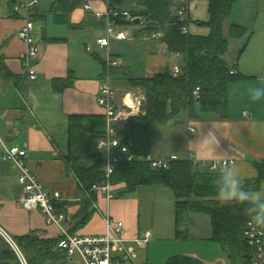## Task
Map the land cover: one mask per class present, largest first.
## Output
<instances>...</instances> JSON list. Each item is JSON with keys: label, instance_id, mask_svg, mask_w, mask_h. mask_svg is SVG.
I'll list each match as a JSON object with an SVG mask.
<instances>
[{"label": "crops", "instance_id": "obj_1", "mask_svg": "<svg viewBox=\"0 0 264 264\" xmlns=\"http://www.w3.org/2000/svg\"><path fill=\"white\" fill-rule=\"evenodd\" d=\"M25 1L34 2V5L30 9L24 8ZM210 1L190 0L188 17L192 22L187 27L189 34H210V29L200 24L209 20ZM251 1L254 0L235 3L230 17L224 22L225 34L230 25L247 29L243 38L230 41L225 58L231 64L237 62V71L250 78L230 83L226 117L208 113L190 120L184 114L178 121L156 129L152 154L157 158L169 154L186 158L192 154L200 164L233 160V164L241 169L244 186L259 189L264 183L250 187L247 184L258 177L254 162L264 160V97L252 101L249 89L264 87V10L251 9ZM15 7H18L17 11ZM110 10V0H0V56L5 74L0 78V137L7 147L26 150L27 166L45 189L63 195L66 211L75 218L70 228L72 233L103 235L106 232L105 217L109 215L124 223L123 238L126 245L132 247L139 235L151 230H144L141 224L142 198L148 202L149 192L160 194L164 189L143 186L129 193L123 186H118L111 200L105 195H97L95 214L84 227L74 230L85 192L66 162L68 118L73 114L104 115L97 98L106 77L117 90V104L126 108L124 103L132 104L133 95L139 92L132 88L129 77L150 78L165 69L182 68L185 60L182 55L169 53L159 37H136L135 33L130 36L124 27L118 26L114 27L115 33L125 32L128 38L118 40L112 35L109 46L101 47L98 41L108 38ZM97 14L103 15L102 18ZM27 19L35 23L34 37L39 46V54L29 62L37 74L34 81L28 79L21 61L26 44L17 37ZM109 58L117 60L118 66L109 68ZM55 80H67L66 86L57 87ZM3 155L4 147L0 143V227L16 244L17 238L25 236L45 241L59 239L58 228L48 225L41 212L23 209L19 169L14 163L5 161ZM205 216L209 215L187 216L184 228L188 236L196 230H191L188 225L195 221L200 224ZM173 222L176 236L175 219ZM152 229L160 235L159 227ZM197 232L201 229L197 228ZM211 236L210 228L199 240L209 244ZM155 242L151 241L146 248L149 253L155 248ZM208 248L213 251L216 247ZM222 254L224 257L218 251L214 256L188 252L185 255L203 264H229ZM68 259L69 264H83L78 259Z\"/></svg>", "mask_w": 264, "mask_h": 264}, {"label": "trees", "instance_id": "obj_2", "mask_svg": "<svg viewBox=\"0 0 264 264\" xmlns=\"http://www.w3.org/2000/svg\"><path fill=\"white\" fill-rule=\"evenodd\" d=\"M239 1L242 0H211L209 20L200 22L210 29V34L197 36L183 32L190 18L181 19L178 15L179 0H110L112 10L118 7L140 19V23H136L125 17H111L114 26L140 27L135 32L136 37L160 34L159 39L167 46L169 53L184 56L185 64L177 77L173 76L171 69H165L150 78L129 77L132 88L145 92L144 113L129 118L119 137L122 146L132 143L128 148L129 155H135L137 159L120 163L109 181L113 191L123 186L129 193L143 186L169 187L175 197L177 238H184L187 233L183 228L189 214L209 215L211 240L220 245L229 264H251L253 248L244 234L248 222L242 207L221 206L217 202L212 184L213 173L209 166L181 158L165 170L154 169L143 160L152 153L156 127L178 121L184 114L190 120H197L201 114L208 113L226 117L230 83L250 79L237 71V62L231 64L225 58L230 41L247 34V29L239 25H230L227 34L224 32V22L230 17L234 4ZM2 63L3 58L0 56V78L5 76ZM67 80H55V84L57 87L61 84L66 86L64 82ZM68 135L69 153L66 162L79 183L85 190L104 183L107 180L104 171L106 156L95 154L93 147L96 141L106 135L105 116L70 115ZM254 167L258 177L247 187L264 183V160L254 162ZM96 200V194L85 196L74 230L90 221L96 211ZM16 241L29 264H69L66 251L58 247L59 239L45 241L25 236ZM0 264H20L12 247L1 235ZM166 264L203 263L193 257L179 255L169 258Z\"/></svg>", "mask_w": 264, "mask_h": 264}, {"label": "built area", "instance_id": "obj_3", "mask_svg": "<svg viewBox=\"0 0 264 264\" xmlns=\"http://www.w3.org/2000/svg\"><path fill=\"white\" fill-rule=\"evenodd\" d=\"M190 0H179L178 15L181 19L188 18ZM34 2L25 1L22 6L30 9ZM89 9V6H85ZM18 10V7H15ZM99 18L103 15L97 14ZM108 38L98 41L101 47L109 46L110 36H114L118 40H125L128 38L125 32L115 33L114 21L111 17H125L128 21H135L136 17L128 11L120 10L118 7L110 10L108 15ZM35 23L31 19L25 20L23 26L19 29L17 37L26 44V51L21 57L22 65L27 71L28 79L34 81L37 79L36 71L30 66L29 62L39 54V46L34 37ZM184 33L187 28L183 29ZM153 37H160L156 34ZM107 66L109 68L118 66V61L115 59H108ZM182 69L176 67L173 70V76L177 77L181 74ZM117 90L112 85L109 77L103 79L99 88L97 98L98 105L103 109L106 118V135L96 141L93 147V152L97 155L106 156L105 174L106 181L102 184H96L90 190H85V196L91 194L105 195L108 200L114 198L110 176L114 173L116 167L124 162H132L137 159L135 155H129L128 148L132 145L122 146L120 142V133L125 129V125L129 118L143 114V104L146 96L142 92H137L133 95L132 104L124 103L125 107H120L117 104ZM0 143L4 147L3 159L14 163L19 169L18 182L22 187V194L20 196V204L23 209L27 211L41 212L48 225H54L59 231L58 247L66 251L68 258L78 259L83 264H137L136 251L134 247L126 245V240L123 238L124 223L116 220L111 216L105 217L106 232L100 236H79L71 232V226L74 225V217L66 211V199L58 191L49 192L44 185L39 181L37 176L27 166L28 152L22 150L17 146L7 147L0 137ZM176 154H169L162 158L155 157L152 153L143 158L145 162L150 164L154 169H169L173 162L180 160ZM194 164H198L195 157L189 154L186 158ZM227 161L233 164V160H215L211 163H202L204 166H209V169L214 164L223 163ZM96 205V204H95ZM0 234L9 243L13 251L18 257L20 264H29L27 258L14 242V240L3 231L0 227ZM245 237L253 248L251 256V264H264V235L253 232L248 226L244 232ZM152 233L146 231L139 235L134 241V245L138 248L145 249L151 242Z\"/></svg>", "mask_w": 264, "mask_h": 264}, {"label": "rangeland", "instance_id": "obj_4", "mask_svg": "<svg viewBox=\"0 0 264 264\" xmlns=\"http://www.w3.org/2000/svg\"><path fill=\"white\" fill-rule=\"evenodd\" d=\"M253 5L251 9L254 11L264 10V0H254L249 2ZM248 7V6H247ZM234 15V14H233ZM236 17V16H234ZM239 18V17H238ZM190 17V23H191ZM140 27L130 26L125 28L130 36L140 30ZM139 92H142L145 95V92L139 88H137ZM159 127H156L158 129ZM164 189L160 194L149 192L150 197L148 198V202H145L146 198H142V206H141V224L143 229L150 228L152 234L151 241L155 242V248H153L150 253L148 250L138 248L136 245H133L137 259V264H166L169 258L173 256L182 255L184 256L186 252L189 254H206L207 256H214V253L218 251V253L224 257L222 254V249H220V245L212 240H209V244H203L204 242H200L199 238L204 236L205 230L212 231V225L210 224L211 218L210 216H205V220L200 221V224L195 221L193 224L189 226V228L196 229L193 234L190 236L187 233L184 235V238H177L174 235V203L175 197L173 191L167 186H161ZM142 197V195H141ZM211 225V226H210ZM160 229V235L157 236L152 228ZM197 228L201 229V232H197ZM186 228H183L185 231ZM145 232V231H144ZM159 238V239H157ZM216 247L214 250H210L208 247ZM206 246V247H204ZM128 247V246H127ZM186 256V255H185ZM197 258V257H196ZM225 259L226 256H225Z\"/></svg>", "mask_w": 264, "mask_h": 264}, {"label": "clouds", "instance_id": "obj_5", "mask_svg": "<svg viewBox=\"0 0 264 264\" xmlns=\"http://www.w3.org/2000/svg\"><path fill=\"white\" fill-rule=\"evenodd\" d=\"M252 101L264 97V87L249 89ZM214 198L221 205L242 207L248 226L253 232L264 235V187L259 189L244 186L241 169L227 161L214 164L211 169Z\"/></svg>", "mask_w": 264, "mask_h": 264}, {"label": "water", "instance_id": "obj_6", "mask_svg": "<svg viewBox=\"0 0 264 264\" xmlns=\"http://www.w3.org/2000/svg\"><path fill=\"white\" fill-rule=\"evenodd\" d=\"M134 22H136V23H140V19L138 18V19H136Z\"/></svg>", "mask_w": 264, "mask_h": 264}]
</instances>
